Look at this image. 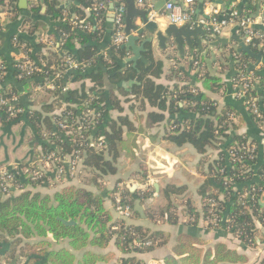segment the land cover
<instances>
[{"label": "trees", "instance_id": "1", "mask_svg": "<svg viewBox=\"0 0 264 264\" xmlns=\"http://www.w3.org/2000/svg\"><path fill=\"white\" fill-rule=\"evenodd\" d=\"M39 1H43L47 6L46 16L50 20L60 22L56 29L63 38L59 44L62 53L54 55L53 60H47L43 72H35L20 79L17 78L18 70L13 65L17 83L6 85L3 77H0V97L12 103L11 98H17L19 95L16 88L19 83L25 90L36 75L42 78L39 84L44 83V77L58 71L63 72L67 66V56L80 61L81 66L79 70L54 81L59 109L50 117L46 113L54 110L51 104L44 105L41 110L30 109L24 115L25 120L42 141L41 153L35 158V164L54 151L60 157V161L54 165L66 166L64 161L70 156L73 158L79 151L82 169L100 176L114 174L121 154L131 160L135 158L139 149L138 134L144 128H152L162 122L165 127L163 138L166 141L177 147L189 144L200 155H205L209 148H216L220 138L227 137L225 131L234 107L229 104L219 107L205 93L221 90L222 83L218 76L203 73L199 85L186 83L169 86L157 83L155 79L162 73V61L148 56L150 61L147 64L138 63L136 67L130 64L122 68L126 51L120 46H111L106 59L103 56L97 57L92 49L95 45L90 43L87 45L88 41L93 39L89 40L84 34L74 31L69 20L64 19L59 8L60 0H37ZM120 1L126 5V0ZM5 3L9 6L10 14L20 12L18 0H0V9ZM33 5L31 4L29 10L37 14L39 8ZM87 5L96 10V4ZM97 33V30H93L88 34L90 38H94ZM0 39L2 43L3 35H0ZM14 39L18 46L26 43L22 35H12L10 40L13 44ZM76 41L81 43L83 48L75 50ZM146 48L149 50L150 45L146 44ZM250 48L264 56V42L259 38L252 39ZM248 61L247 54L238 56L235 78L240 75L251 76L252 84L241 100L248 112L259 120L264 117V75L257 74V71H248ZM4 64V61H0L1 67H4ZM68 77L70 81L81 83L74 89L68 88L63 91V85L68 81ZM105 78L111 85L108 89L103 83ZM85 80L91 85L86 87ZM129 80H135V83L127 89L118 87L121 81ZM249 99H253L260 116L253 113L245 104ZM128 101H131L129 111L133 112L136 109L144 111L145 114L135 116L133 113L134 118L123 114L122 103ZM13 106L14 115L6 111V106L1 108L0 117L3 122L9 124L23 117L24 108L20 102L14 101ZM110 107L121 114L116 118L107 119ZM86 108H91L99 114L97 123L94 127L90 124L85 129L78 130L79 120L86 123L81 114ZM59 121L65 123L67 128L62 129ZM137 121L139 128L135 126ZM98 141L102 142V149H96L92 145ZM247 142L250 141L246 137L237 135L226 148L219 150L218 158L210 164L212 179L210 177L205 179L200 191L203 194L201 198L203 218L208 220L214 215L219 221V226L223 224L232 234L249 244L251 240L254 242L255 220L264 224V207L260 205L258 199L263 191L262 184L253 183L249 188L245 186L251 177V164L256 161L259 152L258 147L253 152L247 151L245 146ZM262 155L264 156V149ZM230 158H234V161L231 162ZM227 160L231 162V167H227ZM34 167L28 165L26 167L28 172L24 175L9 171L13 179L12 186L18 188V191L13 188L3 190L0 177V192L3 194L0 198V240L6 243L7 251L4 254L8 253L6 254L8 261L10 259V262L16 261L19 264V258L22 257L29 259L28 264H108L115 258L112 252L105 251L112 240L117 249L125 254L119 264H144L131 254L152 250L163 242L162 231H150L141 225L129 223L128 218L115 219L104 205V199L107 197L104 193H94L75 184H62L59 189L49 193L38 191V185L47 181L48 174L54 176V173L51 167H43L42 176L37 177L32 175L31 170ZM260 170L258 174L264 181V166ZM54 180L62 181L55 179V176ZM236 185L244 189L236 188ZM183 190L182 186L165 185L160 193L167 204L165 208L158 206L160 209H151L148 213L149 219L175 224L177 217L171 214L173 212L170 209L171 196L182 194ZM115 193L119 194L121 204L130 208L133 217L135 214L133 199L136 192L129 189L120 191L115 187L114 195ZM246 193L250 196L249 201L244 199ZM149 195L145 194L146 197ZM114 203L112 196L113 209ZM259 209L263 211L259 213ZM58 217L65 220L73 219L76 223L66 226L57 220ZM113 226L116 229H113ZM34 238L38 240L34 241ZM52 241L57 243L66 241L68 247L54 248ZM145 241L152 244L139 245V242ZM89 247L92 249H88ZM78 252L79 258L76 254ZM245 261V255L227 248L222 242L215 243L209 249H203L197 238L180 234L172 247V253L165 256L163 264H239ZM260 264H264V261Z\"/></svg>", "mask_w": 264, "mask_h": 264}, {"label": "crops", "instance_id": "2", "mask_svg": "<svg viewBox=\"0 0 264 264\" xmlns=\"http://www.w3.org/2000/svg\"><path fill=\"white\" fill-rule=\"evenodd\" d=\"M160 1L162 0H142V3L139 4L138 0H135V6L139 10H147L148 12L151 7L153 11L163 13L165 5H159ZM90 3L94 5L97 0H60L59 8L62 10L64 19L69 20L74 31L84 34L89 40L93 39L88 41L87 45L89 43L95 45V47H92L94 55L97 57L103 56L106 59L110 54L111 46H113L111 39L113 36L114 10L109 5L108 9L101 10L97 15V11L92 6L88 7L87 4L90 5ZM31 4L39 8L37 14L29 10ZM200 4L202 8L199 7ZM191 6L193 7L191 27L201 17L208 18L210 15L217 14L219 18H229L234 11H237L241 15L251 18L253 27L259 31L255 26L261 24V16L264 13V0H196ZM8 10L9 6L6 3L0 9V35H3L2 43V39H0V61L5 62L4 67H2V77L6 85H15L17 81L14 67L16 68L18 60L28 58L44 69L47 60H53L54 55L62 53L59 50V44L63 38L56 29L60 22L50 20L46 16L47 6L43 1L27 0V8L20 9V12L15 15L10 14ZM158 21H154L158 26V30H164L168 25L167 20ZM134 24L143 27L140 16L135 17ZM81 26L89 27L86 29ZM202 28L205 31V35L198 34L200 47L194 38H191V47L184 40L181 51L171 40L167 42L166 47H161L154 35L155 31L144 28L143 34L138 35L139 38L135 41L134 46L125 48L126 52L123 56L124 66L122 68L130 64L132 67H136L138 63H143L144 61L139 57L135 61H129L135 57L134 51L141 49L137 52L141 57L147 59L148 63L150 61L149 57L154 60H160L163 63L162 73L159 78L155 79L157 83L169 86L186 83L199 85V79L203 73L207 72L218 76L222 83L221 90L215 93L205 91V93L219 107L229 104L234 109L229 119L228 128L225 131L227 137L220 138L216 148H209L205 155H200L189 144L177 147L163 138L165 127L164 122H162L152 128H144L138 134L139 149L136 151L135 158L131 160L121 154L117 160L114 174L95 175L94 179L87 175L78 176L56 182L53 174L50 173L47 181L37 187L38 191L49 193L59 189L62 184H75L83 186L94 193H104L107 196L104 199L105 207L115 219H118L120 218L119 214L113 209L112 204L114 188L116 187V189L122 191L123 189L130 190L132 186H135V190L131 191L136 192L133 199V212L135 214H133V217L130 216L127 222L141 225L150 231H162L164 234L163 242L152 250L131 254V256H135L144 264H163L165 256L172 253V247L180 234H188L197 238L203 249H209L217 242L224 243L227 248L245 255L246 261L239 264H260L264 261L263 223L255 220L254 242L251 240L247 244L227 230L223 224L214 227L208 224L207 220L202 216L201 198L203 194H201L200 187L205 179L208 177L212 179V175L210 176V164L218 158L219 150L226 148L237 135L246 137L248 141L258 147L259 152L256 161L250 167L251 177L245 183V186L249 188V185L253 183L262 184L263 191L258 199L260 205L264 207V181L258 174L264 166V156L262 155V150L264 149V117H259L260 119L256 120L248 112L241 97L237 96L234 86V79L237 73L236 61L238 56L243 54L237 51L238 43L236 40H241L244 36L240 29L233 24L224 28L220 34H215L205 27ZM93 30H97L98 33L96 37L90 38L88 33ZM259 32L264 33V31ZM133 34L137 35L136 33ZM12 35H22L26 43L23 42L21 46H18V44H15L14 39L13 44V41L11 42L10 40ZM148 37H152V42L142 45L143 40ZM146 44L150 45L149 50L146 48ZM78 48H83V46L76 41L75 50ZM248 62L249 64H254L256 60L249 56ZM263 68L264 65L259 63L252 71L258 72ZM72 71H63V76ZM69 78L64 84L67 89H74L81 83L80 81H70ZM39 81H41V77L36 75L25 90L21 83L16 87L19 93L17 101L24 108L22 118L8 124L3 122L0 117V174L6 170L24 175L27 170L26 167L32 165L35 158L41 153L42 141L36 135L33 127L25 120L24 115L30 109L41 110L44 105L51 104V108L54 110L51 113H46L50 117L59 109V106H57L55 90H51L46 86L41 89H35ZM103 83L107 89L111 87L106 78ZM85 84L86 87L91 85L88 80H85ZM119 97L121 98L122 96ZM130 102L122 103L123 114H128L131 118L141 113L145 114L144 111H136V109L133 112L129 111ZM108 110L107 119L109 117L111 119L116 118L121 114V112L111 107ZM138 125L139 121L136 122L135 126L139 128ZM160 164L165 166V169L160 168ZM38 165L41 167L43 165L44 167L42 162H38ZM227 167H231L229 160H227ZM156 184L158 185V190L155 188ZM167 184L184 188L182 194L171 196L172 206L170 209L173 211L171 214L177 217L175 224L151 221L148 217L151 209H160L158 206L165 208L167 202L160 191ZM240 187V185H236V188ZM153 192H157V194L149 206L143 209L142 213L137 211L135 209L138 207L136 202L138 201L139 206L142 207L144 201L153 195ZM108 193L109 195H107ZM148 193L150 195L146 197L145 194ZM262 211V209L258 210L259 213ZM49 237L51 238V234ZM33 240L38 239L34 238ZM52 246L54 248L68 247L66 241L59 243L52 241ZM88 249L92 248L89 247ZM6 251L5 241L0 240V262L17 264L16 261L10 262V259L9 261L7 260L6 254H4ZM105 251H110L115 256L108 264H119L121 258L125 257V254L117 249L112 240ZM76 254L79 258V252ZM19 259V264L21 262L22 264L29 263V259L22 257Z\"/></svg>", "mask_w": 264, "mask_h": 264}, {"label": "built area", "instance_id": "3", "mask_svg": "<svg viewBox=\"0 0 264 264\" xmlns=\"http://www.w3.org/2000/svg\"><path fill=\"white\" fill-rule=\"evenodd\" d=\"M183 2V5L186 6V10L180 5L177 4L178 0H171L165 4L164 7V12L159 13L156 11H153L150 7V11L148 12L147 17L151 21L162 22L161 20L166 19L168 24H175V25H184L186 23H192L191 22V17L193 14V7L191 6L195 0H180ZM138 3L141 4L142 0H138ZM109 5L113 7L114 10V17H113V36L111 39V43L114 47H119L123 43L127 41V36L125 34V10H126V5L125 3L121 2L120 0H97L96 7L95 9L98 10V13L101 10H106L109 8ZM196 24L202 25V27L207 28L208 30L212 31L215 34H220L224 28L227 26L233 24L236 25L240 31L242 32L243 36L245 37V43L250 44L253 38H259L262 42H264V33H261L253 27V20L249 17H245L241 15L239 12L234 11L232 13V16L229 18H219L217 14L210 15L208 18H199L198 20L195 21ZM261 25L264 26V13L261 16ZM83 28H88L89 26H81ZM64 55V54H63ZM66 68L65 70H79L81 66V62L75 59H72L71 57L67 56L66 57ZM85 66H83L84 68ZM16 68L18 70V78H23L25 76H29L35 72H43V69L41 66L36 65L32 61H30L28 58L20 59L18 60L16 64ZM3 76V68L0 66V77ZM63 78V72L58 71L50 75L49 77H44V83L38 84L35 89H41L43 86L48 87L51 90L56 89V85L54 81L56 79ZM42 79V78H41ZM241 84V86H239ZM250 84H252V78L251 76L247 75H240L238 78L234 79V86L236 88V94L237 96L244 98L243 96L245 95V92L249 88ZM67 87L63 85L62 90L66 91ZM192 92H195V89L192 90ZM12 101L16 102L17 98L13 97L11 98ZM253 99H249L245 101V104H247L253 113H255L257 116H260L257 106L253 103ZM13 102L9 101L6 98L0 97V110L3 106H6V111L10 115H14L15 108L13 106ZM92 110L91 108H86V110L81 113L82 117L85 119L86 123L81 122L79 120L78 122V130L85 129L87 126L92 124V127H94L97 123V117L99 114ZM81 117V118H82ZM87 119H86V118ZM90 117V119H89ZM96 117V118H95ZM94 120H93V119ZM60 122V121H59ZM59 126L64 129L67 128V125L65 123L60 122ZM96 149H102L103 145L102 142L98 141L94 144ZM247 151L253 152L257 147L255 144L247 142L245 145ZM233 149H231V155H232ZM79 151L76 152L75 156L73 158L68 157L64 162H66V166L64 165H58L55 166L54 163L57 161H60L59 155H57L54 151L49 153L45 159L40 160L44 164V167H51L53 169L55 179L61 180V179H66V178H75L77 175V171L79 169V166L81 165V159L79 157ZM52 161V162H50ZM230 161L233 162L234 158H230ZM35 166L34 169H32V175L41 177L42 176V171L43 166L41 167L38 164L33 163L32 166ZM25 172H28L27 170ZM31 175V174H30ZM31 175V176H32ZM1 177V186L3 190L6 189H12L14 186H12V175L9 173V171H3L0 174ZM15 191H18V188H13ZM155 192H153L154 194ZM117 196L114 198V209L115 211L119 214V217L123 218H129L131 216V211L130 208L126 205H122L120 202V196L118 193H116ZM244 199L246 201H249L250 196L248 193L244 194ZM212 203L213 201L210 200ZM208 223H211L212 226L217 227L219 224L218 219L213 215L207 220ZM113 229H116L115 226L112 227ZM152 243L150 241H145V242H139V245L142 246H149ZM0 264H4L3 262Z\"/></svg>", "mask_w": 264, "mask_h": 264}, {"label": "water", "instance_id": "4", "mask_svg": "<svg viewBox=\"0 0 264 264\" xmlns=\"http://www.w3.org/2000/svg\"><path fill=\"white\" fill-rule=\"evenodd\" d=\"M169 1H171V0H162L158 4L159 5H165ZM200 1H202V0H200ZM176 3L180 4L184 8V10L187 9L183 5L182 1L176 2ZM18 7L20 9H26L27 8V0H19ZM199 7L202 8V5L200 4ZM147 14H148L147 10L137 9V7L135 6V0H126L125 29L124 30H125V34L127 36V41L125 43H123L120 47L127 49L130 46L131 47L134 46L135 41L138 40V38H139L138 35L143 34L144 28L145 29L148 28V29L155 31L154 35L157 38L159 45L161 47H166L167 42L169 40H171L173 43L176 44V47H178V49L181 51V49L183 47L184 40H186L189 47H191V45H192L191 38H194V40L197 42L198 46L200 47V39H198V34L205 35V31L203 30L202 25L194 24L191 27V23H186V24L181 25V26H176L175 24H168L164 30H158L157 24L154 21H151L147 17ZM137 16L141 17L143 27H139V26L134 24V19ZM255 27L259 31H264V26H262L261 24H257ZM133 33H136L137 35H134ZM244 40H245V37H243V39H241V40H236L238 43L237 51L241 52L243 54H247L248 56H250L256 60V62L254 64H249L248 71H252L253 69L256 68V66L259 63H262L264 65V56H262V54L260 52H256V53L253 52L250 48V44L245 43ZM148 42L149 43L152 42V37H148V38L144 39L142 42V45L144 43H148ZM139 50H141V49L134 51L135 57H133L129 61H135L136 58L139 57L145 63H148L147 59L141 57L138 54L137 51H139ZM257 74L264 75V68L262 70L258 71ZM133 83H135V80L121 81L120 84L118 85V87H123V88L127 89V87L131 86ZM160 168L165 169V166H161V164H160ZM155 188H156V190H158L157 184L155 185ZM134 190H135V186H132L130 191H134ZM156 194H157V192H155L148 199H146L144 201L142 207L139 206V202L137 201L136 204L138 205V207H136L135 209L137 211H139L140 213H142V210L149 206V204L152 202V200ZM2 196H3V194L0 192V198ZM57 220H59L60 222H62L66 226L74 225L76 223L73 219L65 220V219L58 217Z\"/></svg>", "mask_w": 264, "mask_h": 264}, {"label": "rangeland", "instance_id": "5", "mask_svg": "<svg viewBox=\"0 0 264 264\" xmlns=\"http://www.w3.org/2000/svg\"><path fill=\"white\" fill-rule=\"evenodd\" d=\"M4 171H6V170H4ZM78 174L80 175V176H88V177H91V179H94L95 178V175L94 174H92V172L91 171H89V170H86V169H80V166H79V169H78V171H77V175L75 176V178L78 176ZM96 174V173H95ZM62 181H63V179H62ZM115 196H117L116 195V193H115V195H114V198H115ZM6 254H8V253H6ZM20 261V260H19Z\"/></svg>", "mask_w": 264, "mask_h": 264}]
</instances>
